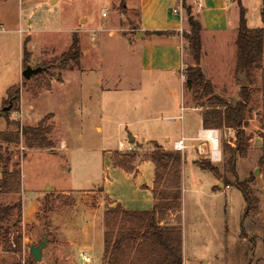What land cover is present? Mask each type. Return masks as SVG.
<instances>
[{
    "label": "rangeland",
    "instance_id": "374dc122",
    "mask_svg": "<svg viewBox=\"0 0 264 264\" xmlns=\"http://www.w3.org/2000/svg\"><path fill=\"white\" fill-rule=\"evenodd\" d=\"M242 3L248 25L262 27L263 0ZM138 4L139 0H0V111L8 116L0 117V133L18 134L20 138L16 142L0 139V177L6 165L23 174V193L21 189L0 194V206L22 205L0 225V241L6 230L23 234L22 254H4L0 245V259L21 258L22 264H28L31 244H39L50 232L43 260L35 264H83L82 247L91 252L93 264H103L104 211L114 201L105 192L135 208L153 206L146 187L139 190L113 172L114 154L136 155L137 166L150 162L142 171L148 182L155 175V165L142 160L144 156L154 151L156 143L175 151L174 144L153 139L156 132L172 140L182 132L187 137L198 135L201 121L191 110L195 106L192 93L186 82L183 87L178 75L181 66L165 77L159 73V83L153 85L141 69L140 55L123 42L135 27L140 28ZM74 37L79 41L78 60L70 52ZM183 43L182 75L195 64L184 38ZM230 47L231 43L226 47L227 73L230 67L232 71L234 61ZM28 65L47 69L27 79L23 71ZM85 76L89 95L82 90ZM218 84L219 94L232 101L239 98V82L237 87L235 81ZM13 86L20 88V98L14 105L8 93ZM99 86L106 91H98ZM181 103L189 110L183 120L178 118L170 124L167 117L178 116ZM152 112H159L153 116L161 119L152 120L156 124L149 128L143 124L153 117L148 114ZM133 117L138 118V124H129ZM250 123L248 133L253 139L248 155L237 163L241 181L255 176L251 189L259 204L247 217L248 204L237 185L228 188L223 176L218 177L221 186L214 187L213 172L190 164V159L194 163L211 162L224 173L225 154L223 161L215 164L208 155L209 144L203 152L198 148L181 152L188 160L183 187L184 264H264V168L259 166L256 116ZM40 125L49 131L51 148H31L27 144L28 129ZM220 134L223 151L225 133ZM130 135L135 141H130ZM257 168L260 175L255 173ZM140 174L139 170L136 180ZM227 176L236 182L232 174ZM65 188L71 190L65 192ZM29 211L31 220L25 223ZM169 222L177 223L176 217Z\"/></svg>",
    "mask_w": 264,
    "mask_h": 264
},
{
    "label": "trees",
    "instance_id": "16d2710c",
    "mask_svg": "<svg viewBox=\"0 0 264 264\" xmlns=\"http://www.w3.org/2000/svg\"><path fill=\"white\" fill-rule=\"evenodd\" d=\"M240 5V25L238 28L236 77L240 85L239 98L230 100L219 94L211 79L202 68L203 56L202 22L193 13L187 0H177L187 12L189 30L183 38L194 65L188 66L183 74L186 86L191 91L194 108L202 110L204 128H216L225 133L223 155L225 154L224 173L211 162L195 161L202 169L213 172L217 177H225V185H237L247 202L245 217L258 207L259 199L251 189L255 176L241 181L237 172L239 158L246 157L251 144L252 134L248 133L250 122L256 116L258 133L262 138L259 166L264 168V8L261 12L263 26L251 28L246 17L247 10L242 0ZM76 60L79 54V41L76 37L70 47ZM73 58V57H72ZM13 105L20 98V88L13 86L9 91ZM9 108V107H7ZM9 110V109H6ZM0 117H8L0 111ZM232 130L233 135H228ZM49 131L42 125L28 129L27 144L31 148H51ZM227 136V138H226ZM4 142L19 141L18 134L0 133ZM137 156L132 153L116 152L113 162L116 168L138 175ZM142 160H150L155 165L153 195L155 205L150 210H128L121 203L110 202L104 211V250L103 264H184L183 253V177L184 156L179 151L167 150L156 143L152 153ZM140 160V161H142ZM139 162V160H138ZM228 174L237 178L233 183ZM147 188L146 185H143ZM22 189V173L4 167L0 178V193H17ZM115 204V205H113ZM21 203L0 206V225L9 221ZM171 216L177 223H170ZM4 254H22L23 234L5 231L0 241ZM14 255V254H13ZM16 256V255H15ZM22 264L21 258L8 261L1 256L0 264ZM31 255L28 264H35Z\"/></svg>",
    "mask_w": 264,
    "mask_h": 264
},
{
    "label": "crops",
    "instance_id": "0c3cea01",
    "mask_svg": "<svg viewBox=\"0 0 264 264\" xmlns=\"http://www.w3.org/2000/svg\"><path fill=\"white\" fill-rule=\"evenodd\" d=\"M175 0H139L138 6L140 7V28L137 30L136 27L133 29V33H130L127 37H124L123 42L125 44H130V47H133V52L136 51L140 55L138 58V62L141 66L142 71L146 74L147 80L151 81L154 84L159 83V73H162L163 76H167L174 67L181 66L180 71L184 68V43H183V35L178 31L179 28L184 27L188 28V22L186 21V16L184 15V9L182 5H178L175 3ZM264 2V0H263ZM187 3L192 6L193 13L196 17L202 22L203 31H202V40H203V56L201 65L203 70L205 71L206 75L218 88V82L222 81H235V85L237 87V77H236V57H237V36H238V28L240 25V5L238 0H187ZM175 8H179L182 10V13L174 12ZM247 10V9H246ZM250 27V26H249ZM144 33L143 36L138 37V35ZM132 42V43H131ZM123 43V44H124ZM232 44L230 49L234 54V61L232 64V73L231 67L229 72H225V68L227 66L226 58L228 57V48L227 46ZM179 58V61L176 59ZM230 62H228V66ZM231 66V65H230ZM180 71L178 75H181L184 83L186 81L185 75L181 74ZM164 76V77H165ZM229 76V79L227 78ZM231 76V79H230ZM86 76L83 79V87L82 90L86 95H89L90 92L88 89L90 86L85 81ZM158 80V82H157ZM233 86V87H234ZM233 87L231 90H233ZM100 92H105L106 90H102V87L99 86L97 89ZM239 91V89H238ZM225 93V91H223ZM235 92V91H233ZM238 93V92H237ZM185 94V89H184ZM222 94V92H221ZM184 95L182 96L183 99ZM181 107L180 105V114L177 116L170 115L168 116V121L170 124L176 121L178 118L180 120L181 115ZM177 110V109H176ZM174 110V114H178ZM189 110V109H187ZM198 113L201 121V128H203V120H202V113L201 109L199 108H192ZM151 116L154 114H160L159 112H152L148 113ZM185 115V114H184ZM161 119L160 117L154 118V116L147 121H144L143 125L149 126V128L154 126L156 123H151L152 120ZM129 120L130 125L138 124V118L133 117ZM164 124V123H163ZM165 125V124H164ZM199 129V131H200ZM155 136L153 139L160 140L164 139L167 144H174L175 141L180 139L181 136H186L184 132L181 133L180 137H176L172 140L170 136H161V133L154 134ZM259 135V134H258ZM187 137V136H186ZM257 139L259 143V147H262V138L260 135ZM253 139V138H252ZM192 143V142H191ZM198 143V142H194ZM193 143V144H194ZM206 146V145H205ZM192 148H196L195 146L188 147L187 150ZM186 152V151H185ZM190 151H188L189 153ZM150 163V162H149ZM148 162H143L138 164V169L140 170L139 179H135V175L122 171L119 168L113 170L116 172L119 178H123L125 181L127 180L132 185L137 186L139 190L142 189L143 185L147 186L146 193L152 197L153 206L155 205L154 195H153V186L155 181V175L149 179L148 182H145V177L143 176L142 171L144 167L149 165ZM188 160H184L183 167H182V177H183V187H184V168L187 165ZM190 164L192 168L199 167L196 165L191 159ZM113 166V165H112ZM155 169V166H154ZM116 173H114L116 175ZM214 174V173H213ZM23 177V174H22ZM1 178V177H0ZM219 179L215 176V186H221L219 183ZM50 184L47 186L46 189L50 188ZM213 187V189H214ZM65 192L70 191V189H63ZM73 190V189H72ZM88 190V189H85ZM90 190V189H89ZM184 190H183V197H184ZM22 193H23V179H22ZM2 194V193H0ZM106 197L111 198L114 200L115 203H121L125 209L128 210H149L150 208H135L131 206L129 202L116 198L112 196L109 192H105ZM26 203H24V208L26 210ZM25 223L31 220V211L26 212L25 214ZM29 218V219H28ZM173 216H171V219ZM81 252L86 250L84 247L81 248ZM80 252V254H81ZM89 253H91L89 251ZM183 253H184V263H185V237L183 232ZM92 257V256H91ZM94 260V258L92 257ZM93 264V263H92Z\"/></svg>",
    "mask_w": 264,
    "mask_h": 264
},
{
    "label": "built area",
    "instance_id": "2783aa9c",
    "mask_svg": "<svg viewBox=\"0 0 264 264\" xmlns=\"http://www.w3.org/2000/svg\"><path fill=\"white\" fill-rule=\"evenodd\" d=\"M174 12L182 13V10L179 8H175ZM185 28L181 27L178 31L183 35L185 32ZM187 108L185 105L181 107V115L180 118L183 119V116L186 112ZM221 130L216 128H202L198 132L196 137H186L181 136L180 139L174 142V150L184 153L188 147L195 146L198 148L199 152H203L205 150V145H210V150L208 151L209 158L215 164L221 163L223 161V151L221 150ZM228 135H233V131L230 130ZM192 142V143H191ZM198 142V143H194ZM194 143V144H193ZM230 186H228L229 188ZM81 260L83 264H92L93 259L87 250H83L80 254Z\"/></svg>",
    "mask_w": 264,
    "mask_h": 264
},
{
    "label": "water",
    "instance_id": "95a60500",
    "mask_svg": "<svg viewBox=\"0 0 264 264\" xmlns=\"http://www.w3.org/2000/svg\"><path fill=\"white\" fill-rule=\"evenodd\" d=\"M143 35L144 33H141V35L139 34L138 37H141ZM46 69H47L46 67H42V66L34 68L28 65L24 69L23 75L25 78L31 79L33 75H36ZM130 141L131 142L135 141V137L133 135H130ZM255 173L257 175H260V168H257L255 170ZM49 238H50V232L47 233V235L44 237V239L39 244H35V243L31 244L30 251L36 261L41 262L43 260L44 250L49 242Z\"/></svg>",
    "mask_w": 264,
    "mask_h": 264
}]
</instances>
